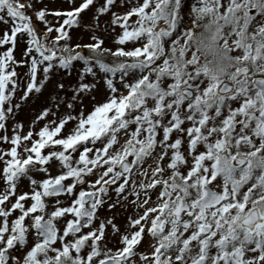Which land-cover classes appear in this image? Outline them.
I'll return each mask as SVG.
<instances>
[{
  "label": "snow or ice",
  "instance_id": "snow-or-ice-1",
  "mask_svg": "<svg viewBox=\"0 0 264 264\" xmlns=\"http://www.w3.org/2000/svg\"><path fill=\"white\" fill-rule=\"evenodd\" d=\"M0 264H264V0H0Z\"/></svg>",
  "mask_w": 264,
  "mask_h": 264
}]
</instances>
